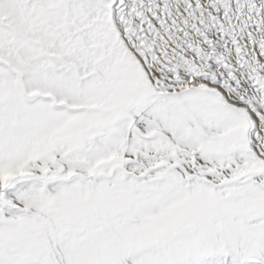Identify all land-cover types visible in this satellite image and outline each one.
Wrapping results in <instances>:
<instances>
[{
    "label": "snow or ice",
    "instance_id": "snow-or-ice-1",
    "mask_svg": "<svg viewBox=\"0 0 264 264\" xmlns=\"http://www.w3.org/2000/svg\"><path fill=\"white\" fill-rule=\"evenodd\" d=\"M0 264H264V0H0Z\"/></svg>",
    "mask_w": 264,
    "mask_h": 264
}]
</instances>
